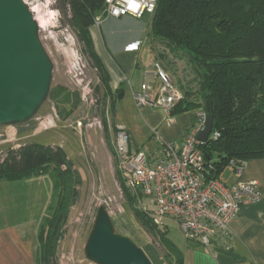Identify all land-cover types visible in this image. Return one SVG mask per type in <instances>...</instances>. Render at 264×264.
<instances>
[{
	"label": "trees",
	"instance_id": "obj_1",
	"mask_svg": "<svg viewBox=\"0 0 264 264\" xmlns=\"http://www.w3.org/2000/svg\"><path fill=\"white\" fill-rule=\"evenodd\" d=\"M66 1L91 46L88 28L95 14L104 10V0ZM149 19L148 41L173 50L174 57L188 62L196 75V94L190 102L185 97L174 115L176 110H208L214 117L213 132L219 137L201 146L211 163L205 182L217 180L231 161L241 166L264 159V0H158ZM50 170L60 190L40 233L36 264H57L56 251L79 174L62 148L48 144H23L0 156V183L46 176ZM137 218L167 253L160 256L149 247L153 264H182V252L168 232L147 214L138 213Z\"/></svg>",
	"mask_w": 264,
	"mask_h": 264
},
{
	"label": "rangeland",
	"instance_id": "obj_2",
	"mask_svg": "<svg viewBox=\"0 0 264 264\" xmlns=\"http://www.w3.org/2000/svg\"><path fill=\"white\" fill-rule=\"evenodd\" d=\"M24 2L31 11L36 10L32 13L40 26V40L54 66L53 80L47 101L30 122L0 128V156L10 148L17 150L23 144L36 142L62 148L73 162L80 183L58 243L57 264H94L87 260L85 246L100 207H105L109 213L116 234L130 238L150 260L149 247H154L160 256H165L167 253L158 237L138 220L137 214L146 212L140 203V196L134 198L126 188L120 169L117 135L121 126L116 123L140 121L142 109L139 110L129 97H125L121 100L123 108L116 116L122 91L119 94L113 90L109 73L103 67L90 33L91 27L99 28L96 21L103 11L95 14L94 22L88 28L90 46L74 22L68 1ZM143 34L146 40L147 31ZM148 45L152 47L154 63L161 66L168 79L180 90L183 99L186 97L190 102L198 86L195 72L188 62L177 60L173 50L152 43ZM178 113L179 110H176L175 114ZM41 177L34 181L40 188V233L46 226L60 190L51 170ZM24 189L27 201L18 197L22 191L18 193L15 189L8 192L7 197L17 201L16 207H7L15 218L31 217L36 213L34 205L29 202L33 193L30 195L25 185ZM9 221L13 222L11 218ZM166 224L169 237L174 242L185 240L176 223L167 220Z\"/></svg>",
	"mask_w": 264,
	"mask_h": 264
},
{
	"label": "built area",
	"instance_id": "obj_3",
	"mask_svg": "<svg viewBox=\"0 0 264 264\" xmlns=\"http://www.w3.org/2000/svg\"><path fill=\"white\" fill-rule=\"evenodd\" d=\"M157 3L158 0H104L103 14L96 25L126 17L143 20L155 13ZM151 68L154 75L146 72V78L151 77L154 83L145 81L133 92L135 106L139 110L161 109L165 113V125L171 127L176 123L174 110L183 95L158 63H152ZM207 116L205 110L197 114L180 145L159 138L154 130L159 147L152 157L147 152L133 150L128 133L120 127L117 152L126 188L134 197L140 196V203L154 225L165 229L166 221L171 218L186 241L217 255L231 251L229 227L241 208L260 203L263 196L253 181H239L232 186L219 179L205 182L204 173L211 163L205 159L201 150L204 143L197 136L205 129ZM218 137V133L212 132L208 140ZM228 167L235 171L242 169L235 161Z\"/></svg>",
	"mask_w": 264,
	"mask_h": 264
},
{
	"label": "crops",
	"instance_id": "obj_4",
	"mask_svg": "<svg viewBox=\"0 0 264 264\" xmlns=\"http://www.w3.org/2000/svg\"><path fill=\"white\" fill-rule=\"evenodd\" d=\"M149 20V17L143 20L130 17L110 19L99 28H90L95 49L109 73L113 90L119 94L122 91L116 106V116L123 108L121 100L129 97L134 103L133 92L145 81L154 83L151 77L146 78V72L149 76L154 75L151 64L155 61L152 47L148 45L150 42L145 40L143 34L148 31ZM199 112L178 113L176 123L169 127L165 125V113L161 109L146 107L142 109L140 121L125 120L126 123L116 124L125 128L133 150L147 152L152 157L159 147L155 142L154 130L158 131L159 138L180 145ZM40 178L0 183V264H36L35 252L40 245L41 202L40 188L34 181ZM218 179L226 186L239 181L257 182L263 199L258 204L243 206L230 224V252L211 254L198 244L186 241L184 236L185 240L176 243L169 237L166 224L169 239L182 252V264H264V159L244 163L241 171L227 166ZM24 185L28 187L30 195L33 193L29 202L34 205L36 213L31 217L15 218L7 207L14 208L17 201L10 200L8 192L15 189L18 193L22 191L18 197L27 201V195L23 194L24 190L26 192ZM10 218L13 222L9 221ZM168 220L173 221L171 218Z\"/></svg>",
	"mask_w": 264,
	"mask_h": 264
},
{
	"label": "water",
	"instance_id": "obj_5",
	"mask_svg": "<svg viewBox=\"0 0 264 264\" xmlns=\"http://www.w3.org/2000/svg\"><path fill=\"white\" fill-rule=\"evenodd\" d=\"M40 26L24 0H0V128L30 122L47 101L53 63L39 37ZM208 112L197 139L206 143L214 117ZM94 264H153L130 238L116 234L105 207H100L85 246Z\"/></svg>",
	"mask_w": 264,
	"mask_h": 264
},
{
	"label": "bare ground",
	"instance_id": "obj_6",
	"mask_svg": "<svg viewBox=\"0 0 264 264\" xmlns=\"http://www.w3.org/2000/svg\"><path fill=\"white\" fill-rule=\"evenodd\" d=\"M32 12H36V10L34 9V10H32Z\"/></svg>",
	"mask_w": 264,
	"mask_h": 264
}]
</instances>
